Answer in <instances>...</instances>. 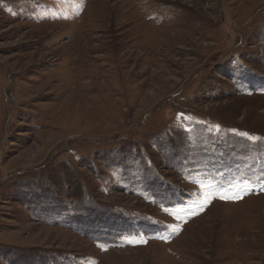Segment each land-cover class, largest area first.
Here are the masks:
<instances>
[{"label": "rangeland", "instance_id": "374dc122", "mask_svg": "<svg viewBox=\"0 0 264 264\" xmlns=\"http://www.w3.org/2000/svg\"><path fill=\"white\" fill-rule=\"evenodd\" d=\"M0 264H264V0H0Z\"/></svg>", "mask_w": 264, "mask_h": 264}, {"label": "snow or ice", "instance_id": "6c2138e0", "mask_svg": "<svg viewBox=\"0 0 264 264\" xmlns=\"http://www.w3.org/2000/svg\"><path fill=\"white\" fill-rule=\"evenodd\" d=\"M249 139H255V138H253V137H249ZM221 199H226V198H224V197H221Z\"/></svg>", "mask_w": 264, "mask_h": 264}]
</instances>
